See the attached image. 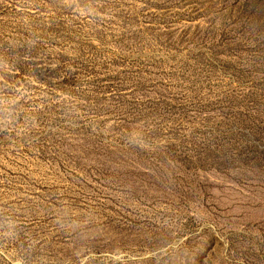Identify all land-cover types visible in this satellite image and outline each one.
Masks as SVG:
<instances>
[{"label": "rangeland", "instance_id": "rangeland-1", "mask_svg": "<svg viewBox=\"0 0 264 264\" xmlns=\"http://www.w3.org/2000/svg\"><path fill=\"white\" fill-rule=\"evenodd\" d=\"M0 264H264V0H0Z\"/></svg>", "mask_w": 264, "mask_h": 264}]
</instances>
